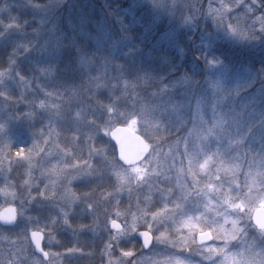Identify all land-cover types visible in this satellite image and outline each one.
Masks as SVG:
<instances>
[{"label":"rangeland","instance_id":"rangeland-1","mask_svg":"<svg viewBox=\"0 0 264 264\" xmlns=\"http://www.w3.org/2000/svg\"><path fill=\"white\" fill-rule=\"evenodd\" d=\"M106 1L0 0V144L11 141L15 147L39 140L43 149L27 159L14 158L11 171L7 158L0 155V210L12 204L21 210L12 228L0 229V264L10 260L14 264H40L27 239L32 227L45 231V246L54 253L61 252L65 264H101L106 242L114 248L117 241L121 246L135 245L137 232L133 224L142 226L148 219L144 212L149 210L150 198L151 208L157 207L161 193L170 187L173 194L167 202L172 204L177 198L184 201L183 208L175 210L178 218L197 211L213 216L211 209L204 207L208 197L216 201L213 208L224 211L216 192L208 190L206 197L188 171L190 158L202 160L205 154H214L218 144L229 160L242 166L236 173L241 184L245 183V171L250 167L255 170L249 161L257 158L253 153L262 150L264 104L257 100L264 98V74L258 76L246 64H225L216 47L229 45L264 52L261 0H110L116 2L114 8L122 13L120 19L126 18L125 30L135 25L140 29V41L134 43L138 47L144 43L146 55L152 54L149 45L157 48L164 43L167 49L172 46L179 50L175 63H181V50L185 48L179 42H184L185 47L191 42L198 58L191 57L189 69L185 68L178 84L169 89L164 84L155 87L149 77L135 79L127 86L122 81V89L112 95L113 100L133 90L134 102L130 106L135 105L136 110H112L93 121L88 112L93 107L87 97L96 89L113 90L110 86L121 67L113 71L110 64L123 40L121 35L108 36L105 31L111 28L104 25L102 15L88 21L91 9L83 12L79 5L89 3L90 8L101 10L99 3L103 6ZM229 23L237 28L236 34L227 27ZM80 38L85 42L100 40L103 45L82 58L83 52L71 47ZM66 48L74 51V71L85 75L84 88L56 81L57 67ZM161 59L162 63L168 61V57ZM157 80L160 83L162 78ZM179 87L182 90L172 99V91ZM40 100L47 107H40ZM146 107L156 116L145 115ZM161 110L165 112L160 113ZM30 111L35 115H30ZM133 116L138 117V122L131 129L147 136L153 150L141 162L124 166L116 159L115 149L108 145V131L118 125V120L127 125ZM217 121L224 122L218 130L226 126L231 139L209 135L204 140V132ZM163 134H169L168 139ZM181 166L184 171L180 173V183L186 181L195 189L188 200H184L177 184ZM134 168L137 170L133 171ZM233 178L231 172L221 173L224 185ZM221 180H215L213 171V181L219 185ZM213 181L200 174L201 185ZM232 188L233 192L246 191L234 184ZM89 203L92 209L87 207ZM65 216L71 224L65 223ZM109 219L123 226V235H115L119 230L110 226ZM81 223L87 227L80 229ZM168 223L171 225L172 221ZM242 244L243 241H234L232 248ZM72 245L83 247L84 253H63V248ZM21 247L27 248L29 254L16 260L14 250ZM153 248L160 253L176 251L164 244H155ZM89 249L93 250L91 254ZM134 249L136 253L127 258V264L153 250H144L142 245ZM190 255L200 259L195 253Z\"/></svg>","mask_w":264,"mask_h":264},{"label":"snow or ice","instance_id":"snow-or-ice-1","mask_svg":"<svg viewBox=\"0 0 264 264\" xmlns=\"http://www.w3.org/2000/svg\"><path fill=\"white\" fill-rule=\"evenodd\" d=\"M224 7L230 6L224 5ZM219 14L218 11L217 15ZM260 15L264 17V13ZM227 27L234 34L238 31L231 23ZM239 34L247 35L246 32ZM212 63H217V61L213 60ZM38 103L42 108L47 107L44 100H40ZM29 114L35 115L31 111ZM137 122L138 117L133 116L126 126L131 129ZM222 123L224 122L217 121L215 125L204 132L203 139L206 140L209 135H215L217 139H221V137L231 139V132L226 126L222 130H218ZM143 139L145 148L152 151L153 146L150 139L147 136ZM176 147H179V141H177ZM261 149L259 153H253V156L257 158L250 160L249 163L255 165V170L250 167L245 171V183L243 184H241L239 176L236 175L242 166L237 161L229 160L219 144L214 154H205L202 160L190 158L188 171L192 176L193 183L206 197H208V190L215 191L220 197L224 211L213 208L212 205L216 201L208 197L204 207L206 210L211 209L214 213L213 216L209 217L205 212L197 211L195 214L185 213L178 218L175 215V210L182 209L184 201L177 198L172 204L167 202V197L173 194L171 187L161 193V204L157 207L151 208L150 198L147 206L149 210L144 212L148 219L142 226L133 224L132 228L140 234L142 247L153 250L150 255L137 257L132 264H264V136L261 137ZM169 150H172L171 145ZM185 150H187V142H185ZM39 151H43L39 140H33L30 145L19 144L15 147H12L11 141L0 144V155L9 161V171H11V161L14 158L16 160L27 159L31 154L38 155ZM213 165H215L214 170ZM136 170V168L133 169V171ZM183 171V166H181L180 172L177 173V184L184 200H188L195 189L190 188L186 181L180 183V173ZM213 171L215 180H221V173L229 172L234 178L228 185H224L222 180L217 185L213 181ZM200 174L208 176L209 181L213 182H205L201 185ZM233 184L237 189L243 187L246 191L243 193L233 192ZM87 207L92 209L93 205L89 203ZM20 214L21 210L16 205H10L9 209L4 210V213L0 215V226L14 225L19 220ZM217 217H221V219H217ZM64 220L65 223L71 224L67 216L64 217ZM170 220L172 221L171 225L168 223ZM109 223L120 229L115 235L124 234L123 226L119 225L117 221L109 219ZM86 227L87 225L83 223L79 225L80 229ZM52 238L49 237L50 240ZM18 239V237H13V240ZM27 239L34 250L33 255L39 258L40 264H65L61 252L54 253L52 249L45 246V231L42 228H29ZM56 239L59 242V238ZM234 241H243V244L239 248H232ZM155 244H164L176 251L160 253L153 248ZM62 251L72 254L84 253L85 250L83 247L72 245L63 248ZM92 251L89 249L88 253L91 254ZM135 253L136 249L121 246L119 241L115 248L111 243L106 242L103 249L105 259L101 264H127V258L134 256ZM192 253L198 255L200 259H192L190 255ZM28 254L25 247L14 250L16 260H19L21 255ZM8 264H14V261L10 260Z\"/></svg>","mask_w":264,"mask_h":264},{"label":"trees","instance_id":"trees-1","mask_svg":"<svg viewBox=\"0 0 264 264\" xmlns=\"http://www.w3.org/2000/svg\"><path fill=\"white\" fill-rule=\"evenodd\" d=\"M117 1V0H116ZM262 4H264V0H261ZM116 3V2H115ZM115 3H113L110 0H107L105 4L102 6L101 3H99V6L101 7V10L98 8H90L89 3H84L83 5H79L81 7V10L83 12L87 11L88 9H91V14L89 16L88 21H95L98 19L99 15H102L101 19H105V26L111 28L107 32L108 36L114 38L116 35H121V40H123L122 45H118L117 49H115L113 53V60L112 64H110L113 68V71H116V67H121L120 70H118V75L115 76L114 85L110 86L111 89H113L111 92H108L107 89L102 90H94L92 94H89L87 97L89 104L91 107L88 109V112L92 115L93 121L98 120L103 115L110 114V108L112 110H120V112H129L131 111L134 106H130V102H134V97L132 95V91H128V93L125 94V96L119 97L117 100H113L112 95L119 94V92L122 89L121 84L122 81H124V84L130 85L131 83H134L135 79H147L150 78V82L155 87L162 86L163 84L165 86H168V89L173 85L174 83L178 84L179 82V75L182 72H186L185 68L189 69L190 67V60L191 57L194 56L195 58H198L197 49L194 47V44L190 42V45L185 47V43H180V46H184L185 50H181V52H184L182 55H180L181 63H175L177 57H179V53L173 49L172 46H168V49L164 43H161L160 46L154 47L152 46V54L146 55L145 53H148L145 48L147 46H144V43H142V47H138L134 41H140L139 34L140 29L135 25L131 29L125 30L126 26V18L120 19V16L122 13L117 11V9L114 8ZM118 3V1H117ZM100 11V13H98ZM125 20V21H124ZM125 28V29H124ZM102 33V32H101ZM130 36L131 38L127 37ZM184 35H186L184 33ZM187 36V35H186ZM154 42V41H153ZM176 44V41H175ZM94 48L92 50L91 48H88L90 46ZM103 45L100 40L98 41H83L79 40V43L74 47L73 50L76 48L77 50H81L83 52L82 58L91 55L93 51H96V48H99ZM148 45V43H147ZM107 47V45H105ZM174 46V45H173ZM221 47V46H220ZM216 47V50L219 51V55L221 57V60L227 64V65H248L251 66V68L256 72L258 76H261V74H264V52L263 51H256L254 49H248V48H237V47H229L224 46ZM231 50H230V49ZM100 49V48H99ZM106 49V48H105ZM65 49L64 56L62 57L60 61V65L57 67V75H56V81L60 82V84H73L72 88L76 87V85H81L82 88L86 87L87 81L85 78V75L79 71L76 70L75 67V56L74 51ZM78 52V51H77ZM168 54V55H167ZM163 57H168V61L165 63L162 59ZM68 62L70 64L68 65ZM162 78L160 83H158L157 79ZM157 80V81H155ZM259 80H256L258 82ZM182 90L181 87L176 88L172 91V99L177 98L175 97L177 94L180 93ZM96 91V92H95ZM149 91V90H147ZM170 91L168 90V94ZM148 95V92H147ZM146 95V96H147ZM260 104H264V98H259L257 100ZM125 103V104H124ZM166 106H163L165 108ZM135 109V108H134ZM148 107H146V111L144 112L145 115H153L156 116L155 113H150L151 109L147 110ZM111 110V111H112ZM136 110V109H135ZM165 112V110H161L160 113ZM121 120H118L117 124H123ZM163 137L168 139L169 134H163ZM167 139H163L166 140ZM112 146L114 148L112 142L110 141L108 145ZM117 159V158H116ZM118 160V159H117ZM0 229H8L6 226H0ZM141 244L139 239L137 238L135 241V245L133 248H139L140 249ZM142 250V249H141Z\"/></svg>","mask_w":264,"mask_h":264},{"label":"water","instance_id":"water-1","mask_svg":"<svg viewBox=\"0 0 264 264\" xmlns=\"http://www.w3.org/2000/svg\"><path fill=\"white\" fill-rule=\"evenodd\" d=\"M108 138L114 146L116 158L124 166H133L141 162L149 153L144 146V137L124 124L112 127L108 131ZM6 209H9V206L0 210V215H2ZM110 226L116 230H120L114 227L113 224H110ZM136 236L142 245L141 237L138 232ZM143 249L147 250L149 248Z\"/></svg>","mask_w":264,"mask_h":264},{"label":"flooded vegetation","instance_id":"flooded-vegetation-1","mask_svg":"<svg viewBox=\"0 0 264 264\" xmlns=\"http://www.w3.org/2000/svg\"><path fill=\"white\" fill-rule=\"evenodd\" d=\"M13 226V225H12ZM12 226H6V227H8V228H12Z\"/></svg>","mask_w":264,"mask_h":264}]
</instances>
